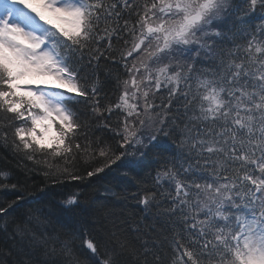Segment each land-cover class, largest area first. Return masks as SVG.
Returning a JSON list of instances; mask_svg holds the SVG:
<instances>
[{
  "label": "snow or ice",
  "instance_id": "snow-or-ice-1",
  "mask_svg": "<svg viewBox=\"0 0 264 264\" xmlns=\"http://www.w3.org/2000/svg\"><path fill=\"white\" fill-rule=\"evenodd\" d=\"M0 147L45 177L120 162L162 221L144 239L76 192L77 226L39 231L0 170V264H264V0H0Z\"/></svg>",
  "mask_w": 264,
  "mask_h": 264
},
{
  "label": "trees",
  "instance_id": "trees-1",
  "mask_svg": "<svg viewBox=\"0 0 264 264\" xmlns=\"http://www.w3.org/2000/svg\"><path fill=\"white\" fill-rule=\"evenodd\" d=\"M113 72L109 74L108 69L103 66L98 72L100 80L103 83L106 92L111 93L115 87V65ZM168 143H171L170 141ZM167 155V153L165 154ZM120 162H117V165ZM117 165H113L109 169H105L103 173L97 176L88 178L85 176L82 180H72L66 176H57L56 174L45 177L43 175L42 165H33L31 162L21 160L20 156H16L12 152L0 147V170L8 171L10 174V183L20 182V191L24 193V198L27 201L20 210L27 212L28 209H41L43 215L40 216L41 223L38 226L39 231H53L68 233L71 232L76 225L75 217L68 212H62V201L69 194L79 192L82 199H87L94 206L104 204L107 207L104 212L111 214L112 219L128 220L129 223L138 222L149 225L144 229V239H155L156 233L162 232V221H153L151 216H148L143 211V206L137 204L132 199H125L130 192H138L142 185L130 182L128 179L120 177ZM159 167L158 157L150 156L147 166L140 172L137 179H148L155 176ZM28 169H32L29 171ZM75 171L77 174L84 176V166H78ZM133 176L136 174L133 173ZM120 195L113 196L110 192ZM0 199L11 200L14 196L9 192L5 195L0 192ZM155 224V231L151 230V226ZM129 240L139 245L142 241L137 240L135 233L128 234ZM163 239V235L160 236ZM76 247L80 246V242H75ZM6 247L2 234H0V248Z\"/></svg>",
  "mask_w": 264,
  "mask_h": 264
}]
</instances>
